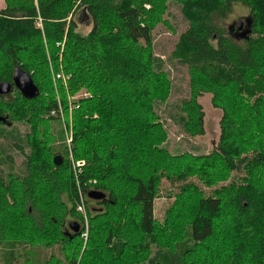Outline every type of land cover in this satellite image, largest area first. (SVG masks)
Instances as JSON below:
<instances>
[{
	"label": "trees",
	"instance_id": "1",
	"mask_svg": "<svg viewBox=\"0 0 264 264\" xmlns=\"http://www.w3.org/2000/svg\"><path fill=\"white\" fill-rule=\"evenodd\" d=\"M171 5L187 27L169 59L186 68L188 92L170 117L189 139L204 136L200 99L210 95L222 118L207 154L173 153L158 112L174 89L154 53L159 27L176 34ZM239 5L249 18L228 34L222 23ZM17 67L38 97L14 87ZM60 72L66 87L55 84ZM3 83L12 92L0 95V136L27 129L13 144L21 172L7 155L2 162L15 173L0 170L5 264L21 251L26 264H264V0H5ZM84 92L90 97L72 112L71 151L84 163L77 174L64 133L57 140L49 128L61 121L60 107L68 121V96ZM91 191L105 198L89 200ZM163 197L170 203L158 219Z\"/></svg>",
	"mask_w": 264,
	"mask_h": 264
},
{
	"label": "rangeland",
	"instance_id": "2",
	"mask_svg": "<svg viewBox=\"0 0 264 264\" xmlns=\"http://www.w3.org/2000/svg\"><path fill=\"white\" fill-rule=\"evenodd\" d=\"M1 3L5 7V0L4 2L3 0H0V5ZM170 8L173 14L171 23L173 28L176 30V34L173 35L170 32H168L167 29H165L164 27H159L158 31L155 34L156 39H155L154 53L157 59H160L163 61V63H165V69L170 74V78L172 79L174 89L168 104L166 106H160L158 108L159 109L158 112L159 115L162 117V120L166 123V128L169 132L168 146L171 148L173 153L178 154V153L190 152L194 154H207L218 144L220 137V120L222 118L221 111L215 109L212 106L211 96L206 95L200 99V104L202 105L205 113L204 136L198 137L193 140L189 139L187 136H185L182 133V130L176 125L177 118L170 117L171 113H173V108L186 97V94L188 92V88H187L188 74L186 68L169 59L174 46L177 44L180 34L186 29L187 23L184 19H182L179 7L175 5H171ZM248 18H249L248 9L239 5L233 8L230 15L227 16V19L222 24L226 29L227 33L232 34L234 30L236 31L237 24L240 22H246ZM86 28L87 27L83 26L80 28V31H82V33H87L89 30V26L87 29ZM233 37L239 39L238 41L242 40V36H239V38L235 36ZM86 94L90 96L88 93L85 92L81 93L80 95H86ZM15 130H16L15 138L13 137L11 138L10 136H4V135L0 136V152H1L0 170H2V172L4 170L5 173L14 172V168L7 167L6 165H4L5 163L2 162V158L6 155L12 158L15 169H17L20 172L22 170L23 158L16 151V148L13 147V144L16 143L17 141V134L19 133L20 136L23 137L27 129L23 125H15ZM49 131L50 134H52L57 140L61 139L64 133L63 122L58 121V122L50 123ZM64 143H65V138H64ZM68 154H69L70 162L71 160H73L75 162L74 164L76 165L77 160L73 158V154L72 153L70 154L69 151ZM74 164L72 166H74ZM169 203L170 200L166 199L165 197L156 201L155 214L158 219L162 218L164 209L169 205ZM86 240L87 237L85 238V241ZM43 251L44 250H38V249L34 250V252L38 254L39 257L38 260L42 263L48 260V257L45 256V251L44 252ZM23 253L24 252L21 251L18 253V256L16 255L15 264L27 263V258L23 255ZM46 254L48 255V253ZM6 260H8V257L0 251V264H5Z\"/></svg>",
	"mask_w": 264,
	"mask_h": 264
},
{
	"label": "water",
	"instance_id": "3",
	"mask_svg": "<svg viewBox=\"0 0 264 264\" xmlns=\"http://www.w3.org/2000/svg\"><path fill=\"white\" fill-rule=\"evenodd\" d=\"M80 22H87L88 17L83 12L79 18ZM244 27V23L240 22L237 25L238 31H241ZM13 85L14 87L22 94L26 99H34L39 96V89L34 84L31 76L24 72L21 68L17 67L13 73ZM12 92V86L10 84H0V95H8ZM5 122V119L0 117V123ZM54 164L56 166L61 165V158L59 156L54 158ZM88 198L90 200H102L105 198V195L100 192L91 191L88 193ZM75 232L79 230L78 224H71L70 226Z\"/></svg>",
	"mask_w": 264,
	"mask_h": 264
},
{
	"label": "built area",
	"instance_id": "4",
	"mask_svg": "<svg viewBox=\"0 0 264 264\" xmlns=\"http://www.w3.org/2000/svg\"><path fill=\"white\" fill-rule=\"evenodd\" d=\"M37 27L40 28L41 30L43 29L42 28V25H41V22H39V24H37ZM53 73V71H52ZM54 80H55V84L57 82H62V84L66 87L67 86V81L69 80V77L65 76L63 74V72H60L58 74H55L54 75ZM90 96H88L87 94L86 95H78L76 97H70L68 96V108H69V119L68 121L66 120V117L64 115V110L59 109V114H60V117H61V121L63 122L64 124V138H65V146L67 147L69 153L71 154L72 151H71V148H72V142H73V131H72V112L74 110H76L78 107H77V101L80 99V98H88ZM60 105V103H59ZM67 122V123H66ZM72 162V165L75 163L73 160H71ZM75 172L77 174H81L82 173V168L84 167V163L83 162H77L76 165L74 164L73 166ZM76 168V169H75ZM85 200H84V196H81V199H80V203L78 205V212L81 213L83 215V219H84V222H85V230H86V233H85V238L87 237V232H88V220H87V212H86V208H85Z\"/></svg>",
	"mask_w": 264,
	"mask_h": 264
},
{
	"label": "crops",
	"instance_id": "5",
	"mask_svg": "<svg viewBox=\"0 0 264 264\" xmlns=\"http://www.w3.org/2000/svg\"><path fill=\"white\" fill-rule=\"evenodd\" d=\"M3 2H4V0H3ZM2 8H4V6H3V4L1 3V5H0V9H2Z\"/></svg>",
	"mask_w": 264,
	"mask_h": 264
},
{
	"label": "bare ground",
	"instance_id": "6",
	"mask_svg": "<svg viewBox=\"0 0 264 264\" xmlns=\"http://www.w3.org/2000/svg\"><path fill=\"white\" fill-rule=\"evenodd\" d=\"M59 72V71H58ZM88 196V195H87ZM90 200V199H89Z\"/></svg>",
	"mask_w": 264,
	"mask_h": 264
}]
</instances>
